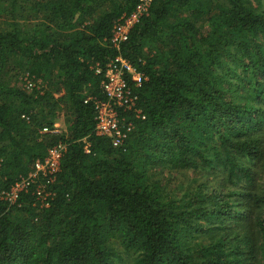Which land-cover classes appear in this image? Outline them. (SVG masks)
<instances>
[{
	"label": "trees",
	"instance_id": "16d2710c",
	"mask_svg": "<svg viewBox=\"0 0 264 264\" xmlns=\"http://www.w3.org/2000/svg\"><path fill=\"white\" fill-rule=\"evenodd\" d=\"M140 2L0 0V264H264V0H150L114 39ZM118 56L143 77L113 144L96 101ZM55 111L69 123L41 131ZM166 169L204 180L180 192Z\"/></svg>",
	"mask_w": 264,
	"mask_h": 264
},
{
	"label": "built area",
	"instance_id": "2783aa9c",
	"mask_svg": "<svg viewBox=\"0 0 264 264\" xmlns=\"http://www.w3.org/2000/svg\"><path fill=\"white\" fill-rule=\"evenodd\" d=\"M149 1L150 0H141V2L137 5V9L133 11L129 16L125 17L124 21L120 22L116 26V30L114 32V39L125 38L129 26H131L132 23L137 20L138 16L142 12L147 10ZM127 75H129V77H131L136 84H139L143 77L140 71L136 70V68L130 62H128L125 58L121 56H118L114 61L109 62L104 73L105 78L102 81V84L107 94V99L96 101L97 121L95 131L99 134L109 136L113 144H119L121 142L122 137L126 134V132L122 129L123 123L121 122L118 114V106H125L131 108L136 105L135 96L132 95L130 88L127 86ZM136 111L139 114L141 113L140 108H136ZM142 116L144 115L142 114ZM42 130L47 131V126H44ZM87 147L88 144L85 145L86 149H88ZM63 148V144L58 143L48 149L49 153H56L54 156V162H52V170L49 171V169H46L48 170L47 173H51L57 169L59 164V157ZM45 161L44 159L37 160L36 170L32 173V175H36V173L39 171L38 169L40 165H43V162H45L46 164L49 163V159H46ZM21 181H24L26 184L25 179L17 182L12 187L11 191L7 193L10 199L13 200L16 197L18 191L15 193L14 197H11V193H13L14 189L19 185ZM25 184L23 186H25ZM38 192H42V188L40 186L38 188ZM40 195L43 197L42 194Z\"/></svg>",
	"mask_w": 264,
	"mask_h": 264
},
{
	"label": "rangeland",
	"instance_id": "374dc122",
	"mask_svg": "<svg viewBox=\"0 0 264 264\" xmlns=\"http://www.w3.org/2000/svg\"><path fill=\"white\" fill-rule=\"evenodd\" d=\"M19 22L20 25L24 28V29H31L34 26L32 24L35 23L36 20H41L39 18H35V19H24V18H19ZM32 23V24H31ZM3 24V22L0 21V26ZM20 72V71H19ZM16 75H14V71L13 70H8L7 72L5 71L4 73V77L6 79H8L10 82L14 83L18 80V82H21L24 80V73L23 71L20 72V74H18L17 77H15ZM15 77V78H14ZM29 85L33 86V82L29 81L28 82ZM54 115H50V114H46V113H42L40 114V118L41 120L46 123L48 121H50L52 119V123L51 124H45L44 126H47V130L51 129L52 131L56 132L59 131L61 128H65V126L69 123V118L67 116H65L63 114V112H59V111H55ZM42 126V128L44 127ZM41 131H44L42 130ZM64 147V145H63ZM56 153V152H55ZM55 153H49L47 152V154L45 155L44 161L46 159H49V163L46 164L45 162H43V165L39 167L38 170H42V173L45 174L49 169V171H51V167L53 166L52 162H54V156ZM52 160V161H51ZM55 166V165H54ZM260 169L259 173H260V180L264 179V167L262 168L260 165H256L255 169ZM165 174L166 175H172L174 177V180L171 182L169 181V183L171 182V184L174 185H178L180 187V192L182 189L185 188V185L188 183L191 184H199L201 181L204 180V177L202 179L198 178V176L196 175V173L193 170H183V171H175V170H165ZM224 178V172H220V171H216L214 173H211L208 177L207 182H205V187L206 188H212V187H217L219 189H222L223 187L220 185L222 180ZM201 180V181H200ZM43 185H45L44 182H41ZM25 184L24 181H21L19 183V185L14 189L13 193H11V197L15 196V193ZM203 234V233H201ZM210 233H205L204 235H202V237H199L198 239L206 241L207 238L209 237ZM126 257V256H125ZM131 258H125L124 262L129 263Z\"/></svg>",
	"mask_w": 264,
	"mask_h": 264
}]
</instances>
